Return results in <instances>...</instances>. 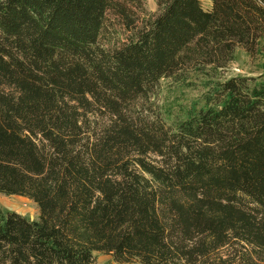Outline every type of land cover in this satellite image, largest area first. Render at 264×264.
<instances>
[{
  "label": "trees",
  "instance_id": "trees-1",
  "mask_svg": "<svg viewBox=\"0 0 264 264\" xmlns=\"http://www.w3.org/2000/svg\"><path fill=\"white\" fill-rule=\"evenodd\" d=\"M155 1L0 0V193L38 208L0 210V264H264V78L174 126L146 105L256 54L264 0Z\"/></svg>",
  "mask_w": 264,
  "mask_h": 264
},
{
  "label": "rangeland",
  "instance_id": "rangeland-1",
  "mask_svg": "<svg viewBox=\"0 0 264 264\" xmlns=\"http://www.w3.org/2000/svg\"><path fill=\"white\" fill-rule=\"evenodd\" d=\"M203 6L209 0H201ZM148 14H156L158 6L155 0H143ZM110 26L112 35H108L104 42L107 46L119 42L124 32L116 22ZM116 30L118 31L117 33ZM232 76L254 77L256 81L264 78V43L254 55H249L243 48L237 47L229 67L216 73L211 71L198 73L196 71H183L177 78H165L160 81L156 93L147 102L150 113L160 115L168 125L174 126L178 121L186 119L207 106L216 85ZM0 210L2 213L15 211L29 219L38 218L36 204L19 195H5L0 193ZM222 253V252H221ZM93 264H118L113 261L110 254L95 252Z\"/></svg>",
  "mask_w": 264,
  "mask_h": 264
}]
</instances>
